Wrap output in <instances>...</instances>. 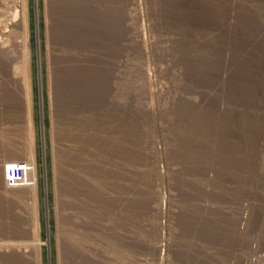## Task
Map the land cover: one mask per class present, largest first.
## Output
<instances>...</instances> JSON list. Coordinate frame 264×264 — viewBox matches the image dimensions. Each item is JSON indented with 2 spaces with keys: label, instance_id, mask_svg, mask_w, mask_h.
<instances>
[{
  "label": "rangeland",
  "instance_id": "1",
  "mask_svg": "<svg viewBox=\"0 0 264 264\" xmlns=\"http://www.w3.org/2000/svg\"><path fill=\"white\" fill-rule=\"evenodd\" d=\"M67 2L97 85L74 116ZM3 142L29 148L49 204L22 243L30 213L3 182L0 264H264V0H0Z\"/></svg>",
  "mask_w": 264,
  "mask_h": 264
},
{
  "label": "bare ground",
  "instance_id": "2",
  "mask_svg": "<svg viewBox=\"0 0 264 264\" xmlns=\"http://www.w3.org/2000/svg\"><path fill=\"white\" fill-rule=\"evenodd\" d=\"M64 5L65 6L62 8L58 17L60 33H58V36L54 40L55 45L61 52L59 56L54 58L58 67V76L56 75L58 80H56V82H58L57 99L59 103L62 104V107L68 106L70 108L68 110L72 111L71 114L74 116L76 114L75 108L77 105H79L83 99L88 98L89 94L92 95L97 92V85L95 84V86H92V82H94L95 79L93 76H90L92 75V69L94 68L92 64L93 60L84 53L90 50V46L89 44L86 46L85 40L87 39L84 37L87 31L84 30V26L81 27V25H79L80 23L83 24L80 19L82 13L77 5L73 6V4L69 2L64 3ZM24 34L26 35V30L24 31ZM24 38L22 48L24 59L28 62L31 56L30 48L28 44H26L27 41ZM27 64L29 65V63ZM27 78L29 82V75ZM23 90V97L29 102L31 98L30 84L28 87H24ZM70 124V128L75 130L76 122ZM27 161L33 165L31 172L32 177L33 172L36 171V165L32 160ZM33 184L23 187L32 186Z\"/></svg>",
  "mask_w": 264,
  "mask_h": 264
},
{
  "label": "crops",
  "instance_id": "3",
  "mask_svg": "<svg viewBox=\"0 0 264 264\" xmlns=\"http://www.w3.org/2000/svg\"><path fill=\"white\" fill-rule=\"evenodd\" d=\"M14 144L15 143L9 144L8 142L0 143V186H2L4 182V174L2 169L5 163L10 161L25 160L29 155V148L26 149L23 146H17V143V145ZM16 189L17 190L14 192H7L6 195L8 193H16L15 196L17 199H19L21 205L24 207L25 213H30V217L25 219V222L22 226L24 233L21 242L26 243L27 238L31 237L35 225L38 229V235L40 237L43 236V231L45 227L48 226V192L46 186L43 185V179L40 177L39 183L35 190L27 187H19Z\"/></svg>",
  "mask_w": 264,
  "mask_h": 264
},
{
  "label": "built area",
  "instance_id": "4",
  "mask_svg": "<svg viewBox=\"0 0 264 264\" xmlns=\"http://www.w3.org/2000/svg\"><path fill=\"white\" fill-rule=\"evenodd\" d=\"M33 165L27 160L7 163L4 165V182L8 188H19L33 184L31 177Z\"/></svg>",
  "mask_w": 264,
  "mask_h": 264
}]
</instances>
